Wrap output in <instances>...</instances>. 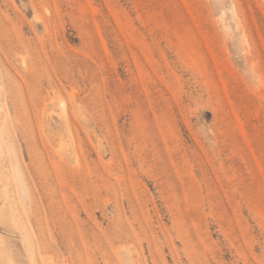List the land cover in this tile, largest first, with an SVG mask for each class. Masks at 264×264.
I'll list each match as a JSON object with an SVG mask.
<instances>
[{
  "label": "rangeland",
  "instance_id": "obj_1",
  "mask_svg": "<svg viewBox=\"0 0 264 264\" xmlns=\"http://www.w3.org/2000/svg\"><path fill=\"white\" fill-rule=\"evenodd\" d=\"M0 178V264H264V0H0Z\"/></svg>",
  "mask_w": 264,
  "mask_h": 264
},
{
  "label": "bare ground",
  "instance_id": "obj_2",
  "mask_svg": "<svg viewBox=\"0 0 264 264\" xmlns=\"http://www.w3.org/2000/svg\"><path fill=\"white\" fill-rule=\"evenodd\" d=\"M1 179V178H0ZM3 185V184H2ZM0 198L1 199H3V198H5V195H4V193L3 192H1L0 191ZM0 199V200H1ZM2 205H3V203H2ZM5 205V204H4ZM11 219H10V216H9V213H8V211H7V209L4 207L2 210H0V224H2L4 227H6V228H8V229H10L11 227H10V225H11ZM7 229V230H8ZM5 232V231H4ZM11 232V231H10ZM1 260H2V258H1ZM5 261V260H4ZM4 261L1 263V264H3L4 263ZM13 261V260H12ZM4 264H6V263H4Z\"/></svg>",
  "mask_w": 264,
  "mask_h": 264
}]
</instances>
